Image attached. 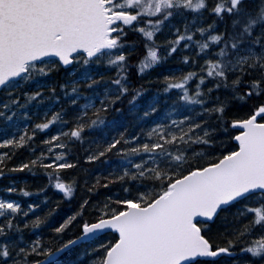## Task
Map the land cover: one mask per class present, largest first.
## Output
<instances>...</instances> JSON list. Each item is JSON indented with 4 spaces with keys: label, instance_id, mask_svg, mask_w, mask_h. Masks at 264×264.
Instances as JSON below:
<instances>
[{
    "label": "snow or ice",
    "instance_id": "obj_1",
    "mask_svg": "<svg viewBox=\"0 0 264 264\" xmlns=\"http://www.w3.org/2000/svg\"><path fill=\"white\" fill-rule=\"evenodd\" d=\"M9 176L0 264H264V0H0Z\"/></svg>",
    "mask_w": 264,
    "mask_h": 264
},
{
    "label": "trees",
    "instance_id": "obj_2",
    "mask_svg": "<svg viewBox=\"0 0 264 264\" xmlns=\"http://www.w3.org/2000/svg\"><path fill=\"white\" fill-rule=\"evenodd\" d=\"M144 79L147 80L148 77H144ZM152 87L155 88V85H152ZM117 106H119V105H117ZM80 171H81V169H75V170H73V173L80 172ZM16 178H17L16 176H9L6 179H0V196L8 195V196H11L12 198L21 199L24 202L29 201L30 198L29 197H23L22 194H18V193L7 194L4 191H2V189H5V188L10 186L7 183V180H12V179H16ZM20 179L26 180L31 185L32 188H35V187L40 186L43 183L45 178L40 176V175L34 176L32 173H23V174H21ZM46 194L51 196L52 191L48 190L46 192ZM38 195H39L38 193L33 192L31 195V198L35 199ZM52 198L54 200L59 199L58 196H53ZM79 198H81V191L79 189H77L76 199L78 200ZM74 202L75 201H70L69 203H63L62 202L61 207L64 209L70 208V207H72ZM44 231L47 234L49 230L45 229Z\"/></svg>",
    "mask_w": 264,
    "mask_h": 264
}]
</instances>
